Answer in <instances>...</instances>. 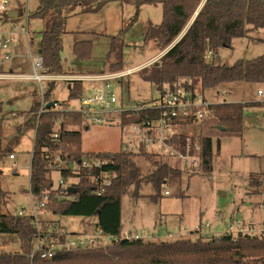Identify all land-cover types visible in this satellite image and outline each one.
<instances>
[{"label": "trees", "instance_id": "16d2710c", "mask_svg": "<svg viewBox=\"0 0 264 264\" xmlns=\"http://www.w3.org/2000/svg\"><path fill=\"white\" fill-rule=\"evenodd\" d=\"M112 1L135 5V14L129 27L136 22L142 5L161 4L162 21L158 24L149 23L145 39L154 40L161 52L172 46L163 54L159 63L140 71L143 79L156 84L159 90L166 84L182 79L200 82L203 89L236 81L264 83V53L254 58L238 59L232 65L215 63L218 50L231 47L234 38L245 37L248 32L256 29L264 30V0H39L30 17L46 21L40 49L43 64L50 72H64L61 51L66 14L77 6L85 13L99 12ZM119 40L117 37L112 39L109 56L114 52L119 61L110 65V71L123 70ZM86 47L90 50V41H77L74 43V53L79 57H88L90 51L85 50ZM208 51H211L210 58H206ZM56 85V82L48 83L44 94L46 105L52 101L50 97ZM82 97V83H69L68 100H79ZM248 104L263 105L264 101L215 103L213 116L219 126L225 127V131L241 134L244 128V106ZM40 108L39 95L35 97L29 110L30 115L25 121V126L35 130L29 192L36 201H41L46 195L45 210L54 215L95 216L96 228L119 237L122 231L123 196L137 199L142 196L144 184H150L153 192L148 197L158 202L163 198L165 185L182 175L183 171L179 167L169 164L159 155L145 151L135 153L120 149L114 152H85L82 148V131L78 128H89V125L79 111L62 110L53 105L46 107L39 115ZM2 114L3 103L0 101V159L12 152L3 146ZM144 116L148 114L124 112L120 115L124 125L131 121H141ZM20 129L21 126L18 127ZM55 131L59 134L56 139L53 136ZM200 140L201 168L209 173L212 171V138L201 136ZM57 153L69 162L80 163L86 156L102 159L105 161L102 170L112 174L111 183L101 186L93 180L96 172L88 169H63L60 175L68 185L54 187L53 169L49 163ZM138 157L145 158L152 165L151 171L143 172ZM71 179L74 181L69 182ZM248 186V194L263 193L264 171L251 173ZM7 196L8 193L0 186V233L16 234L21 243V252L1 254L0 264H264V236L229 232L209 238L160 242H146L142 238H118L104 247L61 249L52 258L37 256L32 261L29 254L39 231L45 237L48 234L51 239L61 242L66 241L68 234L57 235L54 232L57 225L55 222L53 228H38L34 216L4 212L2 207L7 203Z\"/></svg>", "mask_w": 264, "mask_h": 264}, {"label": "rangeland", "instance_id": "374dc122", "mask_svg": "<svg viewBox=\"0 0 264 264\" xmlns=\"http://www.w3.org/2000/svg\"><path fill=\"white\" fill-rule=\"evenodd\" d=\"M21 1L25 2L24 6L30 12L35 10L39 3V0ZM135 9L133 3L112 1L99 12L85 13L81 11L80 6L68 12L62 37L63 70L87 74L110 71V65L119 61L114 52L109 56L113 37L120 39L123 70L141 65L160 55L161 51L156 42L146 41L145 37L150 22L158 24L162 21L161 4L142 5L136 22L129 27ZM25 16H19L9 24V28L16 31L17 41L11 47L14 57L3 66L4 71L23 76L0 80L3 146L16 154V166H13L9 154L0 159V186L8 193L7 203L2 207L4 212L22 211L30 214L33 203V196L29 192L30 167L35 130L25 126V121L30 115L29 110L35 97H39L40 87L28 75L34 72L31 54L35 60L46 21L34 17L27 19ZM14 26L17 29H14ZM26 28L30 32L29 37ZM81 40L90 41V50L88 47L85 49L90 51L88 57H79L74 53V43ZM29 42H32L31 46ZM262 53L264 30L260 28L248 32L245 37L234 38L231 47L220 48L216 53L215 63L232 65L238 59L254 58ZM162 56L146 67L159 63ZM119 70L122 69L112 71ZM140 71L136 70L121 81L112 82V90L118 98V103L115 104L117 109H124L127 105L134 108L160 98L157 85L145 81ZM100 86L99 83L85 82L84 95L87 96L92 89L99 91ZM68 90L67 82H59L50 99L57 101L62 110H78L81 106L80 100H70L66 105ZM259 90L264 92V83L236 81L205 89L204 92L213 103L245 104L264 101V95H259ZM217 125V119L213 116L178 129L183 134L212 138V171L206 173L201 168L198 173H189L182 163L175 165L173 161L170 162L183 172L179 179L169 181L165 185L163 198L158 202L148 197L153 192L150 184H144L141 189L142 196L137 199L129 195L122 197L123 231H132L146 242H160L173 241L176 238H209L207 230L218 222V229L221 228L224 218L230 216L243 222L245 226L251 221L255 223V227L264 226V208L260 207L264 204V192L257 195L247 193L250 191L247 183L249 175L264 171V104L244 106V128L241 134L227 132L217 128ZM78 129L82 131V148L85 152L125 150L128 135H131L135 152L139 151L138 134L133 132L131 127H121L117 119L112 123H107L104 119L101 123L90 121L89 128ZM145 150L151 153L159 149L150 147ZM137 161L144 173L151 171L152 165L145 158L138 157ZM52 179L54 187H58L60 173L53 170ZM166 190L169 191L168 194L165 193ZM37 217L40 227H52L54 222L57 223L54 230L65 231L62 233L68 234V240L78 233H94L96 228L95 216H59L45 210L42 214H37ZM207 223L210 224L208 229L205 227ZM196 225H202V232L193 231ZM235 227L233 225L234 229ZM258 236H264V233ZM48 241L56 240L48 235ZM16 252H21L19 237L13 233H0V255Z\"/></svg>", "mask_w": 264, "mask_h": 264}, {"label": "built area", "instance_id": "2783aa9c", "mask_svg": "<svg viewBox=\"0 0 264 264\" xmlns=\"http://www.w3.org/2000/svg\"><path fill=\"white\" fill-rule=\"evenodd\" d=\"M24 5L25 2H22L21 0H0V80L17 79L23 76L11 71H4L3 66L15 55L11 47L17 41L15 35L16 31L9 28V24L11 21L18 19L19 16L26 15L25 17L27 19L30 18L31 12ZM15 12L17 13V17L12 16V13ZM14 29H17V27L14 26ZM26 34L28 37L30 36L28 28H26ZM31 45L32 42H29V46ZM39 49L35 60L33 59V54H31L34 72L28 75V77L37 82L40 87L39 95L41 97V108L38 112L39 115L46 108L44 94L49 82H67L69 84L79 81L82 83L83 97L79 99L81 101L80 108L74 111H79L88 125L90 121L101 123L102 119H104L107 123H112L117 119L121 127H131L132 131L138 134L139 151L146 152L145 148L156 147L159 150L151 152V154L161 156L169 164L172 161L176 163L175 165L182 163L185 170L189 173H198L201 170L202 144L200 137L183 134L178 130L183 125H191L196 122L204 121L207 117H213L215 103L208 100L204 92L205 89L202 88L200 82L193 83L190 80L182 79L178 82L166 84L163 89L160 90L161 95L158 100L147 104H139L134 108H130L127 105L124 109H117L115 104L118 103V98L112 90V82L121 81L124 77L132 74L136 70H141L147 65L152 64L154 61L158 60L161 54L144 65H138L126 70L104 71L90 74L74 72L53 73L49 71V68L44 66L43 58L41 53H39ZM167 49L163 51L162 55L165 54ZM210 57L211 51H208L206 58ZM85 82L99 83L101 88L99 91L92 89L90 93L85 96ZM258 93L261 96L264 95L262 90H259ZM54 106L59 108V103L54 102ZM124 112H129L134 115L144 113L145 115L148 114V116L142 117L141 121H131L124 125L122 124V119L120 117ZM58 135L57 131L53 133L55 139L58 138ZM125 148L127 151L135 152L131 135H128L127 137ZM9 157L13 161V166H16L15 153H10ZM104 164L105 161L92 156L84 157L80 163H77L76 161L69 162L59 153H57L54 159L49 163L50 167L59 173L63 169L79 171L80 168L96 172L93 175V180L100 183L101 186H106L111 183L112 174L108 172L106 173L102 170ZM71 181L74 180L71 179L69 182ZM59 185L67 186L68 183L63 177H61ZM166 193L168 194L169 191H166ZM46 199V195L41 201H36L33 198L31 213L25 214L24 212L19 211L18 214L34 216V222L39 228L40 223L37 214H42V212L45 211ZM260 207L264 208V204H261ZM234 224L236 226L235 229L231 228L230 223L228 224L229 228L227 232L232 234L248 233L256 235L264 233V226L259 228L255 227L253 224L245 226L241 221H235ZM209 226V223L205 225L206 228H209ZM202 230V225H196L193 231L200 233ZM94 231V233H78L70 240L66 237L65 242H49L48 235L45 237L42 232L39 231L34 238L33 250L29 256L32 261L37 256L47 259L55 256L61 249L104 247L118 238H140L139 235L132 231H121L119 237L108 232L106 233L99 228H95ZM54 232L57 235H61L63 234L62 232L65 231L60 232L56 229Z\"/></svg>", "mask_w": 264, "mask_h": 264}, {"label": "crops", "instance_id": "0c3cea01", "mask_svg": "<svg viewBox=\"0 0 264 264\" xmlns=\"http://www.w3.org/2000/svg\"><path fill=\"white\" fill-rule=\"evenodd\" d=\"M162 53L163 52H161L160 54L162 55ZM158 56V55H157ZM156 57V56H155ZM155 57H153V59L155 58ZM152 59H150V60H148L147 62H149V61H151ZM147 62H145V63H147ZM145 63H143V64H141V65H144ZM64 72H66V71H64ZM74 72V71H73ZM75 73V72H74ZM69 102H70V100H68L67 102H66V105H68L69 104ZM17 114V113H16ZM15 114V115H16ZM13 152V151H12ZM11 152V153H12ZM14 153V152H13ZM16 155V154H15ZM30 170H31V167H30ZM30 174H31V172H30ZM247 183H248V179H247ZM248 192V191H247ZM122 221V220H121ZM236 220H234L231 216L230 217H225L224 218V221H223V226H222V224H221V228H219L218 229V224H219V222L217 223V224H215L214 226H212V228L209 230L208 228V230H207V232H206V234L208 235V236H213V235H220V234H224V233H226L227 231H228V224L230 223L231 224V228L232 229H234L233 228V225H235L234 224V222H235ZM250 224H255V223H253L252 221L250 222ZM123 225V224H122ZM210 227V226H209ZM260 226H257V228H259ZM123 231V230H122ZM107 233V232H106ZM109 233V232H108ZM170 235H172V233H169ZM176 239H178V238H176ZM176 239H174V240H176ZM180 239V238H179ZM150 241V240H149ZM153 242H155L154 240H152ZM163 241H165V240H163Z\"/></svg>", "mask_w": 264, "mask_h": 264}, {"label": "water", "instance_id": "95a60500", "mask_svg": "<svg viewBox=\"0 0 264 264\" xmlns=\"http://www.w3.org/2000/svg\"><path fill=\"white\" fill-rule=\"evenodd\" d=\"M198 13V11L196 12V14ZM12 16L13 17H17V13L15 12V13H12ZM194 19V18H193ZM171 48V47H170ZM169 48V49H170ZM169 49H167V51L169 50ZM166 51V52H167ZM39 53H41V49H39ZM54 105V102L53 101H51V102H49V103H47V105H46V107L47 108H50V107H52ZM217 128H219V129H222V130H224L225 129V127H223V126H219V125H217L216 126Z\"/></svg>", "mask_w": 264, "mask_h": 264}]
</instances>
